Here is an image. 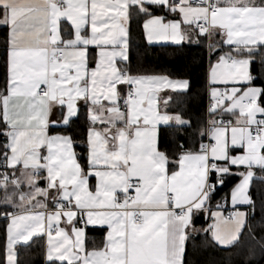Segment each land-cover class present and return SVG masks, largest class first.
Listing matches in <instances>:
<instances>
[{
	"label": "snow or ice",
	"instance_id": "6c2138e0",
	"mask_svg": "<svg viewBox=\"0 0 264 264\" xmlns=\"http://www.w3.org/2000/svg\"><path fill=\"white\" fill-rule=\"evenodd\" d=\"M141 15L150 44L209 39L211 103L196 129L198 145L160 147L161 125L174 126L180 140V130L192 127L181 111L168 110L181 101L161 93L178 97L191 83L132 72L130 26ZM0 27L6 29L0 88L6 264H18L15 246L37 233L47 235L50 264H187L186 242L201 231L227 249L247 230L249 259L257 246L264 254V187L259 199L252 192L254 182L264 185V118H258L264 87L254 86L259 77L252 74L264 48V0H0ZM260 64L264 72V58ZM81 104L88 121L84 155L68 131ZM233 166L245 170L233 173ZM236 174L242 179L223 197L234 210L225 215L217 202L212 211L217 187ZM200 213L211 223L197 229ZM89 226L106 227L101 244L89 247Z\"/></svg>",
	"mask_w": 264,
	"mask_h": 264
},
{
	"label": "trees",
	"instance_id": "16d2710c",
	"mask_svg": "<svg viewBox=\"0 0 264 264\" xmlns=\"http://www.w3.org/2000/svg\"><path fill=\"white\" fill-rule=\"evenodd\" d=\"M156 14L163 13L153 9ZM144 16L133 18L130 26V66L132 72L139 74H167L175 78H184L190 80L191 90L185 94L174 93L181 103L175 100L170 104L169 111H181L185 118L192 120V127L181 129L185 139L180 140L174 136L177 129L165 126L160 133L161 149H169L175 147L178 143H191L195 141L198 145L199 136L195 135L196 129L203 126L208 117V70H209V53L208 42L206 36L198 37L199 42L183 43L180 45H150L147 43L143 21ZM6 29L0 27V88H3L5 81L6 58L4 38ZM227 51V46H224ZM219 53L211 56L213 61ZM264 58V48L256 55L255 62L252 65V74L258 76L253 84L264 87V72L261 71L260 60ZM86 108H80L79 119H73L72 127L68 131L72 132L74 139L77 141L75 146L76 152L84 155L85 148L81 146V142L86 139V130L88 121L86 119ZM63 132L64 129L58 128ZM4 138L0 136V141ZM258 171V170H256ZM237 176H229L225 179L223 186H218L215 195L211 201L212 205L223 201V197L229 193ZM264 187L259 182H254L252 192L254 198L259 199L257 189ZM2 195V193H0ZM9 208L7 207V210ZM5 206L0 204V264H4L5 246H6V229L7 219H2ZM260 221L259 208L254 220L249 222L256 225ZM210 220H206L205 216L196 217L195 224L207 226ZM257 232L260 229L257 227ZM102 229H90V235H101ZM210 233L201 232L192 234L187 241V264H264V254L260 253L257 246V254L249 259L247 249L252 246L253 242L249 240L247 230H245L238 244L231 248H222L212 243ZM18 264H50L45 260L44 240L42 237H36L31 242L18 247ZM59 264V262H57Z\"/></svg>",
	"mask_w": 264,
	"mask_h": 264
},
{
	"label": "crops",
	"instance_id": "0c3cea01",
	"mask_svg": "<svg viewBox=\"0 0 264 264\" xmlns=\"http://www.w3.org/2000/svg\"><path fill=\"white\" fill-rule=\"evenodd\" d=\"M161 14H164V13H161ZM161 14H158V15H161ZM168 18H169V19H172V18H178V17L169 16ZM144 19H146V17H145ZM144 36H145V33H144ZM130 39H131V37H130ZM130 39H129V58H130V45H131V41H130ZM145 39H146V36H145ZM196 40H197V37L194 35V36H193V41H192V42H195ZM213 40H214V41H220V40H221V37H220L219 35H215V36L213 37ZM146 41H147V39H146ZM207 42H208V49H209V39H208V37H207ZM147 43L150 44L148 41H147ZM183 43H190V42H188V41L186 40V41H184V42H182V43H180V44H183ZM180 44L174 43V42H172V41H167V42H154V43H151L150 45H180ZM209 50H210V49H209ZM90 52H91L93 55H95L96 49H95L94 47H93V48H90ZM215 59H216V58H215ZM215 59H214L213 61H215ZM93 66H94V65H93ZM148 75H167V74H148ZM167 76H169L171 79H184V78H175V77H172V76H170V75H167ZM245 86H246V85H245ZM254 86H256V85H254ZM123 90L126 92V91H127V86H124ZM165 94L173 95L174 93H172L171 90H167V89H166V90H164V92L161 93V96L163 97V96H165ZM210 103H211V101H210L209 88H208V107H209ZM81 107H82V104H81L80 108H81ZM59 115H60V112H59V109H57L56 112H55V114H54L51 118H52V119H57V118L59 117ZM258 118H264V116H261L260 114H258ZM163 127H165V126H164V125H161V126L159 127V137H160L161 129H162ZM74 150L76 151L75 146H74ZM244 170H245V169H244L243 166H241V167H239V168H237L236 166H233V168H232V172H233V173L243 172ZM254 171H256V169H254ZM229 176H237V180L234 182L232 188H233L237 183H239L240 180L242 179V177L239 176L238 174H236V175H228V176L225 177V179H226L227 177H229ZM91 182H92V183H95L94 180H92ZM40 186H41V187L44 186V183H43L42 180H41V182H40ZM232 188H231V189H232ZM231 189H230V190H231ZM24 190L27 191V188L25 187ZM230 190H229V193H228V194H230ZM228 203H229L230 206H232L231 203H230V200H229ZM52 207H53V206L49 203V209H50V210L52 209ZM238 207H239V209H240L241 211H245V210H246V207L243 206V205H239ZM8 208H9L8 211H13V209H12L10 206H9ZM211 210H212V211H216V210H218V209H217L216 207H214V208H212ZM219 210L223 211L224 214L227 215L226 212H225L224 210H222V209H219ZM200 215L205 216L203 213H200V214H198L197 216H195V217H194V224H195V219H196V217H198V216H200ZM2 219H7V218L2 214ZM209 220H210V219H209ZM7 221H8V223L10 222L9 219H7ZM8 223H7V224H8ZM210 223H211V220H210ZM61 226H62V227L64 226V222H63V220L61 221ZM195 227H196L197 229H200V228H205V227H207V226H202V225H196V224H195ZM90 229H102V230H103V233H102L101 235H90ZM106 231H107L106 227H105V228H101L100 226H89V227L86 229V233H87V237H88V244H89V247H91V244H92L93 241H95V243L98 244V245L101 244V242H102V240H103V237H104ZM201 232H202V231H201ZM201 232H196V233H192V234H198V233H201ZM192 234H191V235H192ZM36 237H42L43 240H44V252H45V260H46V250H47V235H46V233H37V234L33 235V237H32L29 241H27V242H23V241H21L20 243H18V244L15 246V247H16V252H17V260H18V247H19L20 245L28 244L29 242H31V241H32L34 238H36ZM6 244H7V230H6ZM186 244H187V242H186ZM5 248H6V246H5ZM46 261H47V260H46ZM47 262H48V261H47ZM4 264H6V260H4Z\"/></svg>",
	"mask_w": 264,
	"mask_h": 264
},
{
	"label": "built area",
	"instance_id": "2783aa9c",
	"mask_svg": "<svg viewBox=\"0 0 264 264\" xmlns=\"http://www.w3.org/2000/svg\"><path fill=\"white\" fill-rule=\"evenodd\" d=\"M216 193V192H215ZM215 195V194H214ZM220 203L222 205H224L221 209L224 210L226 212V214H228V212L233 211L234 209L232 208V206L229 205V203L225 204L224 200L220 201ZM215 205H212V208H214Z\"/></svg>",
	"mask_w": 264,
	"mask_h": 264
}]
</instances>
